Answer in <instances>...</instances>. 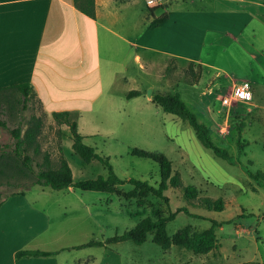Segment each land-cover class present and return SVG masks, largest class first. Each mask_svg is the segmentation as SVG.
Returning a JSON list of instances; mask_svg holds the SVG:
<instances>
[{
	"label": "crops",
	"instance_id": "obj_1",
	"mask_svg": "<svg viewBox=\"0 0 264 264\" xmlns=\"http://www.w3.org/2000/svg\"><path fill=\"white\" fill-rule=\"evenodd\" d=\"M234 1L242 3L252 17L230 34L213 22L205 23L189 8L174 17L162 4L161 10L147 0H95V17L79 10L74 0H0V88L32 83L34 100L43 111L50 116L69 111L80 130L97 108H119L133 99L154 102L153 94L163 93L165 85L175 87V73L169 72L173 61L187 68L193 63L197 72L199 68L201 73L193 82L199 86L212 57L221 55L234 63V55L247 52L256 62L264 59V0ZM222 33L236 44L234 55L221 50ZM226 71L210 77L211 88L223 86L216 81L225 75L230 80L225 85L235 86V76ZM155 72L162 77L161 83H145V76ZM149 88L153 94L147 95ZM134 90L140 94L129 98ZM208 99L198 109L211 120L215 116L209 113L213 102ZM127 115L122 116L124 120ZM4 131L0 129V139ZM84 135L86 140L94 134ZM67 144L69 149L71 137ZM40 187L37 195H11L1 205L0 264H123L114 248L122 241L79 247L109 238L97 237L102 223L93 208L111 201L100 195L83 196L72 186L57 191L74 195H53L55 189ZM20 250L53 253L17 258Z\"/></svg>",
	"mask_w": 264,
	"mask_h": 264
},
{
	"label": "rangeland",
	"instance_id": "obj_2",
	"mask_svg": "<svg viewBox=\"0 0 264 264\" xmlns=\"http://www.w3.org/2000/svg\"><path fill=\"white\" fill-rule=\"evenodd\" d=\"M162 5L174 17L189 8L202 16L205 23L213 22L222 32L230 34H235L252 17V13L242 3L234 0H164ZM162 5L158 6L161 10ZM248 36L247 34L246 37ZM222 37L224 38L219 46L222 51L224 49L223 53H233L237 48L236 44L224 34ZM234 56V63L222 59L221 55L218 59L212 57L210 61L213 63L207 68L199 86L193 84L195 76L189 68L173 61L170 63L169 72L175 73L176 86L165 85L167 87L162 92L172 93L176 90L199 119L211 128L215 143L226 148L241 163L232 164L217 157L199 141L188 121L176 114L165 112L154 102L143 99H133L128 104L122 102L119 108H97L95 115L81 123L82 133L94 134L85 142L94 146L101 155L109 156L115 172L121 178L147 180L156 187L161 182L160 165L150 158L133 155L134 147L165 153L172 161L174 171L179 172L182 178L180 187H169L165 191L167 199L150 195L143 206H139L136 199L126 197L127 191L133 188L129 183L119 185L113 193L79 189L78 192L83 196L100 195L111 201L108 204L98 203L93 208L98 222L102 223L97 229L98 238L121 234L133 228L146 216H168L178 209L182 210L167 225L170 235L186 225H191L193 230L202 231L209 228L214 220L223 223L216 229L219 246L208 254H197L177 245L164 249L149 234L142 244L125 240L120 246H112L120 252L123 264H264V181L259 183L252 179L245 169L246 167L253 173L264 172V59L256 62L247 52ZM221 69L235 76L237 83L249 82L255 92L254 99L249 103L233 101L230 108L223 105L222 99L231 96L233 91V88L226 86L230 84L229 77L224 74L222 79L216 81H222L225 86L211 88L208 84L210 77ZM161 78L155 72L154 76H145L144 82L159 85ZM207 87L210 88L207 92L209 94L205 96L203 91ZM150 89H147L146 94H149ZM213 96L216 97L214 101ZM206 98H209L210 103L213 102L208 109L215 116L213 120L206 118V114L198 109ZM27 105L22 114H7L5 119L10 129L16 127L21 120L23 130L32 115L43 119L41 154L35 155L37 162H42L43 154L49 152L55 167L64 155L73 169L76 181L109 173L108 167L102 162L94 160L86 163L72 146L68 149L70 129L57 123L43 111L39 102L33 99ZM125 112L129 116L127 120L122 117ZM241 123L242 129L239 128ZM0 142L14 147L15 139L9 129L4 131ZM243 145L244 150L240 148ZM34 167L38 170L36 164ZM31 181L8 180L0 176V194L3 197L13 191L25 190L30 196L37 195L41 187L34 185L27 189ZM190 184L196 185L200 190L198 198L190 200L184 197L183 187ZM51 191L53 195H74ZM204 197H222L225 209L209 210L202 202ZM102 206L109 207V210L104 211L106 215L102 213Z\"/></svg>",
	"mask_w": 264,
	"mask_h": 264
},
{
	"label": "trees",
	"instance_id": "obj_3",
	"mask_svg": "<svg viewBox=\"0 0 264 264\" xmlns=\"http://www.w3.org/2000/svg\"><path fill=\"white\" fill-rule=\"evenodd\" d=\"M76 6L88 16L95 17V0H74ZM189 71L197 81L201 71L194 70L193 63L189 65ZM140 91L134 90L128 93V97L137 96ZM35 90L32 83H20L8 87L0 88V129L10 130L15 139L14 147L0 142V176L8 180L28 179L32 180L28 186L30 189L34 185L51 187L55 190L75 187L84 191H100L113 193L119 185L129 183L133 188L126 193L129 199H136L139 206L146 204L150 195H155L162 199H167L165 191L169 187H180L182 178L179 172L174 171L173 163L163 152L150 151L139 147L132 149V154L139 157L150 158L160 165L161 182L158 187L150 184L147 180L130 178H121L114 170L109 156L101 155L94 146L85 142L86 136L80 132L78 122L72 118L69 111L53 112L52 116L59 124H67L70 129V136L73 140V150L86 162L90 163L98 160L109 169L107 175H98L95 178L81 179L76 181L72 167L68 159L62 155L58 166H53L49 152L43 154L42 162H37L35 155L41 153L40 136L43 129V119L40 116L32 115L28 120L27 127L23 130L21 120L16 127L9 128L5 116L20 115L27 108V103L33 100ZM153 101L160 105L165 112L173 113L181 119L186 120L193 127L199 141L208 149L212 150L217 157H221L232 164L241 163L229 151L215 143L211 136V128L206 122L201 121L198 115L184 101L178 92L172 93H154ZM239 128H243L242 123ZM246 142H244L245 144ZM244 146L240 148L244 150ZM37 165L38 170L35 169ZM248 175L259 183L264 181V172L257 171L253 173L246 168ZM11 182V181H9ZM25 190L13 191L5 196L0 194V207L3 202L11 195L24 194ZM184 197L187 199L198 198L200 190L196 185H186L183 187ZM202 202L209 210L222 211L225 209V201L222 197L213 199L204 197ZM177 211L171 212L168 216H158L153 218L146 216L140 220L133 228L126 230L121 234H116L107 238L105 241H95L80 245H108L120 241L131 240L137 244L144 243L149 234L153 235V241L164 249L172 245L181 246L192 250L197 254H208L219 246L217 236V227L222 226V222L214 220L209 228L202 231L193 230L191 225H186L179 229L174 235L168 233L167 225L173 220ZM53 252L41 250H20L16 253L17 258L27 256H47Z\"/></svg>",
	"mask_w": 264,
	"mask_h": 264
},
{
	"label": "built area",
	"instance_id": "obj_4",
	"mask_svg": "<svg viewBox=\"0 0 264 264\" xmlns=\"http://www.w3.org/2000/svg\"><path fill=\"white\" fill-rule=\"evenodd\" d=\"M149 5L152 7L158 6L162 4L164 0H147ZM253 99V91L252 86L249 82L245 81L243 83H236L233 87L232 95L225 96L222 99V103L229 108L232 106V102H241V103H249L250 100Z\"/></svg>",
	"mask_w": 264,
	"mask_h": 264
},
{
	"label": "water",
	"instance_id": "obj_5",
	"mask_svg": "<svg viewBox=\"0 0 264 264\" xmlns=\"http://www.w3.org/2000/svg\"><path fill=\"white\" fill-rule=\"evenodd\" d=\"M149 93H150V94L152 93V90H151V89L149 90Z\"/></svg>",
	"mask_w": 264,
	"mask_h": 264
}]
</instances>
